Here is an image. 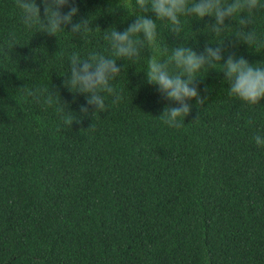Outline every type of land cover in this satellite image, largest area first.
<instances>
[{"label":"trees","instance_id":"trees-1","mask_svg":"<svg viewBox=\"0 0 264 264\" xmlns=\"http://www.w3.org/2000/svg\"><path fill=\"white\" fill-rule=\"evenodd\" d=\"M120 3L74 0L73 23L87 19L91 31L67 25L54 36L0 0V264H264V147L253 139L264 136V100L231 95L217 65L198 73L204 103L189 100L185 125L170 128L160 116L177 105L147 83L150 49L117 59L110 83L120 101L103 93L104 112L64 86L73 53L110 56L105 31L135 21L140 10ZM147 15L162 46L221 47V63L235 55L264 66V8L244 29L256 33L252 47L235 35L239 16L219 37L214 17L181 16L177 37ZM67 112L81 119L70 126Z\"/></svg>","mask_w":264,"mask_h":264},{"label":"clouds","instance_id":"clouds-1","mask_svg":"<svg viewBox=\"0 0 264 264\" xmlns=\"http://www.w3.org/2000/svg\"><path fill=\"white\" fill-rule=\"evenodd\" d=\"M16 6L21 10L25 26L32 28L40 25L43 32L57 36L64 32L62 26L71 25V33L91 31L90 21L87 19L73 23V17L79 9L70 7L67 13L61 9L69 4V0H41V7L36 0H15ZM121 8L134 14L139 9L135 21L123 32L116 29L105 31L104 39L110 44L111 55L105 56L98 53H90L87 59H81L73 53L70 58V79L64 81V86L73 93L85 94L86 104L95 107V113L106 110L105 96L103 93L114 96L113 103H119L120 96L110 83L121 73L117 66V59L138 61L141 52L150 49L152 55L147 59L146 79L150 85H156L157 91L163 99L175 101L177 106L165 107L162 115L163 123L170 128H181L185 125L184 119L191 112L189 100H196L197 105H202L206 97L202 98L197 88L198 73L208 71L210 68L217 69L220 65L224 78L229 84L230 94L238 98L248 106H256L264 100V66L250 64L241 56L228 55L224 60L221 47L213 49L205 46L202 53H197L190 47L178 46L168 48L158 41L157 23L147 13H155L157 20L166 21L168 29L177 37L183 31L181 16H192L203 19L206 16L215 18V24L210 25L217 37L221 36L229 26L226 19L233 20L239 16L240 30L236 37L252 47L257 42L256 33L252 30L245 31L251 21V14L264 4L260 0H121ZM241 13H247L246 18ZM14 39V34H13ZM218 43V45H222ZM15 44L10 42L9 47ZM114 57V58H113ZM164 57L163 62L161 58ZM31 94V93H30ZM52 98H48L51 103ZM81 105L80 111L85 115L89 107ZM81 119L67 112L65 122L72 126L73 122ZM257 146L264 147V136L257 134L253 137Z\"/></svg>","mask_w":264,"mask_h":264}]
</instances>
